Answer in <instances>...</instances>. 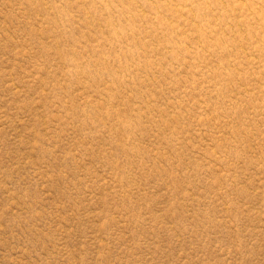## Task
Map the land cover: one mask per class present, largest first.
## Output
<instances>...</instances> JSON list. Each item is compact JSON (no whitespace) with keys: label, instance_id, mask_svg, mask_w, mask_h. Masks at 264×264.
I'll list each match as a JSON object with an SVG mask.
<instances>
[{"label":"rangeland","instance_id":"obj_1","mask_svg":"<svg viewBox=\"0 0 264 264\" xmlns=\"http://www.w3.org/2000/svg\"><path fill=\"white\" fill-rule=\"evenodd\" d=\"M0 264H264V0H0Z\"/></svg>","mask_w":264,"mask_h":264}]
</instances>
